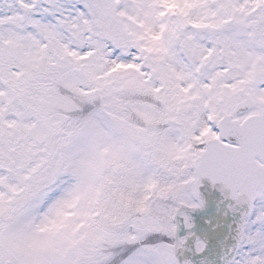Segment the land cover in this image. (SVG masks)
I'll return each instance as SVG.
<instances>
[{"label": "snow or ice", "instance_id": "obj_1", "mask_svg": "<svg viewBox=\"0 0 264 264\" xmlns=\"http://www.w3.org/2000/svg\"><path fill=\"white\" fill-rule=\"evenodd\" d=\"M0 264H264V0H0Z\"/></svg>", "mask_w": 264, "mask_h": 264}]
</instances>
